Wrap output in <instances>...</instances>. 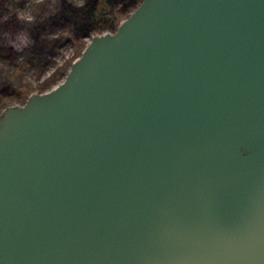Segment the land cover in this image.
I'll return each mask as SVG.
<instances>
[{"label": "water", "instance_id": "95a60500", "mask_svg": "<svg viewBox=\"0 0 264 264\" xmlns=\"http://www.w3.org/2000/svg\"><path fill=\"white\" fill-rule=\"evenodd\" d=\"M0 264H264V0H141L5 104Z\"/></svg>", "mask_w": 264, "mask_h": 264}, {"label": "rangeland", "instance_id": "374dc122", "mask_svg": "<svg viewBox=\"0 0 264 264\" xmlns=\"http://www.w3.org/2000/svg\"><path fill=\"white\" fill-rule=\"evenodd\" d=\"M91 0H0V109L22 103L32 92L59 84L93 34L111 31L108 14L86 36H79L71 12ZM141 0H115L118 24ZM83 42V47L81 46Z\"/></svg>", "mask_w": 264, "mask_h": 264}, {"label": "trees", "instance_id": "16d2710c", "mask_svg": "<svg viewBox=\"0 0 264 264\" xmlns=\"http://www.w3.org/2000/svg\"><path fill=\"white\" fill-rule=\"evenodd\" d=\"M114 3L115 0H91V2H87L86 5H82L76 7L75 10L71 12L72 18L74 19V24L76 30L78 31L79 36H86L87 28L84 24L81 23H88L90 29H94L101 25L102 23L105 24L103 21V17L105 14H108L109 19L107 21L108 28L113 31L116 29L115 20H114ZM83 42H81V46L83 47Z\"/></svg>", "mask_w": 264, "mask_h": 264}]
</instances>
